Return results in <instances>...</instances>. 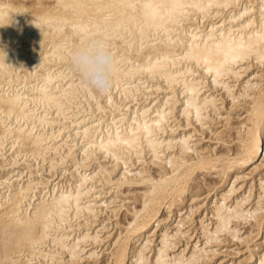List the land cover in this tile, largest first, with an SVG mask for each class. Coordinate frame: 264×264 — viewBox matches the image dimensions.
<instances>
[{
  "label": "bare ground",
  "instance_id": "obj_1",
  "mask_svg": "<svg viewBox=\"0 0 264 264\" xmlns=\"http://www.w3.org/2000/svg\"><path fill=\"white\" fill-rule=\"evenodd\" d=\"M0 65V264H264V0H0Z\"/></svg>",
  "mask_w": 264,
  "mask_h": 264
},
{
  "label": "clouds",
  "instance_id": "obj_2",
  "mask_svg": "<svg viewBox=\"0 0 264 264\" xmlns=\"http://www.w3.org/2000/svg\"><path fill=\"white\" fill-rule=\"evenodd\" d=\"M68 57L85 87L100 94L110 90L117 73V57L102 36L88 37L70 48Z\"/></svg>",
  "mask_w": 264,
  "mask_h": 264
},
{
  "label": "rangeland",
  "instance_id": "obj_3",
  "mask_svg": "<svg viewBox=\"0 0 264 264\" xmlns=\"http://www.w3.org/2000/svg\"><path fill=\"white\" fill-rule=\"evenodd\" d=\"M222 146H220L219 148H221ZM206 176V175H205ZM213 177H214V175L212 174V175H210V176H206V181H209V180H211V179H213ZM204 188V189H203ZM202 188V190H200V193H202L204 190H206V188H205V186ZM202 194H204V193H202ZM202 194H200V195H202ZM189 202V201H188ZM188 202H187V204H188ZM186 204V205H187ZM195 216H197V218H198V216L199 217H201L202 216V214H196ZM192 220V219H191ZM190 227V226H189ZM195 227V228H194ZM197 227H199V223L198 222H196V219L193 221V224L191 225V227H190V230H189V233L192 235L191 237L192 238H194V236H195V234H197V235H199L198 233H200V229L198 230V228ZM197 228V229H196ZM196 229V230H195ZM241 229H242V231H245V232H243V235L245 234V233H247L249 230H252V232H256L257 231V228H255V227H251V226H244V227H241ZM188 233V234H189ZM259 235V236H258ZM257 236L258 237H256L255 239L256 240H258V241H262L263 240V232L261 231L259 234H258ZM197 237L198 236H195V238H194V240H192L191 241V243H192V245H191V247L193 246V242L197 239ZM226 237V238H225ZM224 238H221V241H222V243L220 244V243H218V245H214V246H212L213 248H215V249H219V251L221 250H224L225 252H221V253H219V255H216L214 258H213V261L211 262L212 264H214V262L216 263V261L220 258V257H223V256H225L226 258H230L229 256H232V251H234V250H239V249H243V248H245V245L244 244H242L241 242H236L235 240H233V239H230V236H225ZM191 238V239H192ZM228 238V239H227ZM258 238V239H257ZM232 241V242H231ZM180 242H182V243H180ZM179 243H180V245L182 246L185 242H187L186 241V239H181V241H180ZM179 245V246H180ZM180 246V247H181ZM259 249H262V247H260ZM227 250V251H226ZM232 250V251H231ZM228 251H230V252H228ZM226 253H227V255H226ZM231 255H230V254ZM220 254H222V255H220ZM229 254V255H228ZM242 255H247V253L245 252V253H243ZM219 256V257H218ZM238 257H239V254H238ZM215 259H217L216 261H215Z\"/></svg>",
  "mask_w": 264,
  "mask_h": 264
},
{
  "label": "snow or ice",
  "instance_id": "obj_4",
  "mask_svg": "<svg viewBox=\"0 0 264 264\" xmlns=\"http://www.w3.org/2000/svg\"><path fill=\"white\" fill-rule=\"evenodd\" d=\"M0 66H2V65H0Z\"/></svg>",
  "mask_w": 264,
  "mask_h": 264
}]
</instances>
